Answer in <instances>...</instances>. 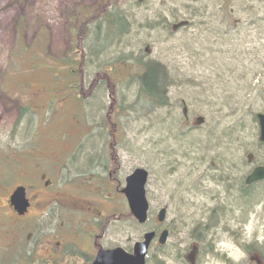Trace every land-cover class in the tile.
I'll return each mask as SVG.
<instances>
[{
    "label": "rangeland",
    "instance_id": "obj_1",
    "mask_svg": "<svg viewBox=\"0 0 264 264\" xmlns=\"http://www.w3.org/2000/svg\"><path fill=\"white\" fill-rule=\"evenodd\" d=\"M103 4L122 15L127 30L120 22L108 41L98 42L90 31L74 48L78 11ZM38 55L47 65L33 62ZM82 56L79 93L62 69ZM147 63L159 74L145 83L162 91L163 105L146 100L130 79ZM111 67L113 92L103 82L91 85ZM259 113L264 0H0V147H27L33 138L34 155L81 148L80 173L94 164L88 155L114 149L121 181L124 173L145 169L148 223L124 217L110 232L119 245L130 239L134 245L167 208L171 236L165 247L152 245L147 264H190L192 241L200 245L195 264H251L256 256L264 263V182L247 194L240 185L242 176L264 166ZM212 159L229 175L221 187L210 175Z\"/></svg>",
    "mask_w": 264,
    "mask_h": 264
},
{
    "label": "flooded vegetation",
    "instance_id": "obj_2",
    "mask_svg": "<svg viewBox=\"0 0 264 264\" xmlns=\"http://www.w3.org/2000/svg\"><path fill=\"white\" fill-rule=\"evenodd\" d=\"M31 140L23 148L0 147V264H93L102 250L134 247L132 239L119 245L110 232L114 220L134 222L122 192L129 175L114 176L121 173L114 149L88 155L94 164L80 173L81 148L39 156ZM166 221L154 219L156 240L164 230L171 236ZM186 247L187 261L195 264L200 245Z\"/></svg>",
    "mask_w": 264,
    "mask_h": 264
},
{
    "label": "trees",
    "instance_id": "obj_3",
    "mask_svg": "<svg viewBox=\"0 0 264 264\" xmlns=\"http://www.w3.org/2000/svg\"><path fill=\"white\" fill-rule=\"evenodd\" d=\"M104 5L105 4H103L100 8L96 7V8H91L87 10L83 9L82 11H78L77 16L75 17V21L77 23L75 30H74L75 32L73 33V35H71L72 42H73L72 44L74 45V48L78 49L81 47L83 42L88 39V33H90V31H92V34L95 36L96 42H98L100 39H103V38L107 40L113 34V31L119 28V23L124 22V19L120 13L113 12V11L110 12L107 7H104ZM81 12H87L86 15L82 19H80ZM70 45H71V41H70ZM25 48H28V46ZM14 54L16 55V53ZM33 62H35L36 64L38 63L40 65H42L43 63L47 65L45 63L47 62V59L44 56L38 55V57L34 58ZM85 62L86 61L84 60L83 56L80 59H78L77 57H73V58L70 57L65 62L64 68L66 69L64 70L62 69L63 72L66 71V73L70 76L71 78L70 81H73L76 84V87L72 88V90L78 91L79 93L81 92L82 85H83L82 75H83ZM119 62L123 64H128V63H125L123 60ZM19 67H20V64H19ZM143 67H144V71L141 74L142 76L133 75L132 77H130V79L136 78L138 80L141 93L144 94L146 100L151 99V101H153L154 103L155 101L160 100L158 102V105L160 104L163 105L166 100L164 98L163 99L158 98L159 96L158 93H160V91L158 89L154 90L153 86L148 87V85L145 83V80L146 78H148L149 74H154V75L159 74V71L156 68L157 65H155L154 63H151V64L147 63ZM108 71L109 73L108 72H97L94 76V79L91 85H96L98 82H103L108 87H110V89L113 92L114 85H112L111 83L112 82L115 83V80L112 79L111 77L112 67ZM3 80H5L4 75L2 76V81ZM141 82H143V85H141ZM152 89L154 91H152Z\"/></svg>",
    "mask_w": 264,
    "mask_h": 264
},
{
    "label": "water",
    "instance_id": "obj_4",
    "mask_svg": "<svg viewBox=\"0 0 264 264\" xmlns=\"http://www.w3.org/2000/svg\"><path fill=\"white\" fill-rule=\"evenodd\" d=\"M260 138L259 142L264 144V114L256 116ZM201 122V121H199ZM148 172L144 169H136L126 180V186L123 189V194L126 196L128 206L135 220L143 225L148 219L149 205L146 199V184L148 182ZM257 181H264V167H257L249 176L247 183L251 184ZM20 192L17 194L16 200H19ZM166 218V210L162 209L157 216V220L163 223ZM169 233L164 231L160 238L159 244L164 245L167 242ZM154 232L146 233L141 242L135 244L133 254L127 253L122 248H117L111 251H100L93 264H146V256L153 239ZM257 264H260L258 258L255 259Z\"/></svg>",
    "mask_w": 264,
    "mask_h": 264
},
{
    "label": "bare ground",
    "instance_id": "obj_5",
    "mask_svg": "<svg viewBox=\"0 0 264 264\" xmlns=\"http://www.w3.org/2000/svg\"><path fill=\"white\" fill-rule=\"evenodd\" d=\"M123 24H124V26H125V30H127V23L124 21V22H122ZM125 30H124V32H125ZM124 32L122 33V34H124ZM158 98L159 99H163L165 96L163 95V93H162V91H160V93H158ZM165 99V98H164ZM166 100V99H165ZM196 123H199V119H197L196 120ZM196 155H201V153H199V152H197V154ZM198 159H201V160H204V157L203 156H199V157H197ZM207 163V162H206ZM211 165H213L214 166V168L212 169V171H211V173H210V175L212 174V177L211 178H214V173L213 172H215L216 173V178H215V180H214V184H215V186L217 185V186H223V184L225 183L224 181L225 180H229V175H224L223 174V172L221 173V169H220V167L217 165V161L215 160V159H212V160H210L209 161V167L211 166ZM209 167H208V169H209ZM251 174V173H250ZM250 174L249 175H247L246 176V174L244 175V176H242V180H241V182H240V185H242V188H243V193H245V194H247L248 192H246L247 190H248V188H249V186H250V184H248L247 183V180H248V178H249V176H250ZM210 175H208L209 177H210ZM246 176V177H245ZM176 177H179V174L177 173V175H176ZM203 178V177H202ZM225 187H227L228 188V184H226V186ZM227 188H226V190H227ZM218 190V189H217ZM218 192H219V190H218ZM209 212H210V210H209ZM245 218H246V216H244Z\"/></svg>",
    "mask_w": 264,
    "mask_h": 264
}]
</instances>
